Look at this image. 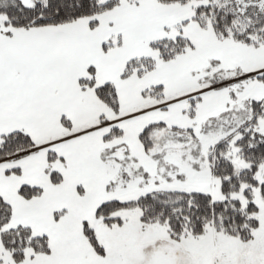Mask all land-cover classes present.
Wrapping results in <instances>:
<instances>
[{
    "label": "snow or ice",
    "instance_id": "obj_1",
    "mask_svg": "<svg viewBox=\"0 0 264 264\" xmlns=\"http://www.w3.org/2000/svg\"><path fill=\"white\" fill-rule=\"evenodd\" d=\"M0 264H264V0H0Z\"/></svg>",
    "mask_w": 264,
    "mask_h": 264
}]
</instances>
